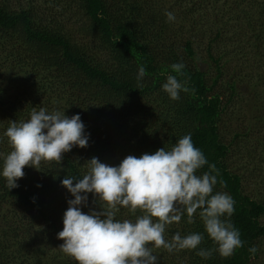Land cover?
Wrapping results in <instances>:
<instances>
[{
  "label": "trees",
  "instance_id": "trees-1",
  "mask_svg": "<svg viewBox=\"0 0 264 264\" xmlns=\"http://www.w3.org/2000/svg\"><path fill=\"white\" fill-rule=\"evenodd\" d=\"M181 62L183 76L170 67ZM168 75L195 94L170 99ZM34 107L79 114L88 147H73L61 164L25 167L11 190L0 176V264H77L59 249L74 199L61 181L82 178L92 157L118 166L186 134L226 182L214 190L233 197L230 219L244 245L228 258L198 256L215 247L198 210L194 223L185 214L168 226L167 237L202 233L199 248L153 249L158 264H264V0H0V153L11 151L9 120L29 119ZM96 199L89 193L81 210L100 211ZM138 215L121 208L116 218Z\"/></svg>",
  "mask_w": 264,
  "mask_h": 264
},
{
  "label": "clouds",
  "instance_id": "clouds-1",
  "mask_svg": "<svg viewBox=\"0 0 264 264\" xmlns=\"http://www.w3.org/2000/svg\"><path fill=\"white\" fill-rule=\"evenodd\" d=\"M169 22L175 21L173 12H165ZM119 40V39H118ZM117 40V41H118ZM171 70L183 76L185 64L173 63ZM146 75L143 65L138 67L137 89ZM170 99L179 100L180 93L195 94L194 88L168 75L162 85ZM11 151L0 153L3 158L0 176L9 190L19 187L17 180L25 176L24 168L39 169L42 161L61 164L64 154L73 147L87 148L88 136L79 114L67 116L59 110L48 111L35 107L27 120H9L3 133ZM205 165L208 171L198 174ZM82 178L67 175L61 185L74 199L67 201L63 214V229L57 238L63 243L59 249L77 264H158L153 249L163 248L169 253L198 249L204 234L176 232L169 239L167 228L179 223L187 215V222L199 217L214 248H199L196 254L204 259L214 252L228 258L243 247L239 230L231 222L235 211L233 197L225 191H215L219 182L216 165L209 164L201 149L186 134L170 148L162 147L154 153L127 155L118 166L102 163L97 157L86 161ZM74 180L76 181L75 183ZM97 199L101 210L85 213L81 205L88 204V194ZM121 208L141 215L132 219H117ZM255 256L258 249H248Z\"/></svg>",
  "mask_w": 264,
  "mask_h": 264
},
{
  "label": "rangeland",
  "instance_id": "rangeland-1",
  "mask_svg": "<svg viewBox=\"0 0 264 264\" xmlns=\"http://www.w3.org/2000/svg\"><path fill=\"white\" fill-rule=\"evenodd\" d=\"M250 103H252V102H250ZM244 116V115H243ZM244 119V117H242V116H240L239 117V119L237 120L236 118H234L233 119V128L234 129H237V128H239L240 126H241V122L240 121H242ZM264 134V133H263Z\"/></svg>",
  "mask_w": 264,
  "mask_h": 264
}]
</instances>
